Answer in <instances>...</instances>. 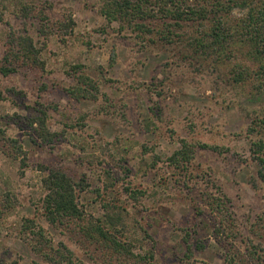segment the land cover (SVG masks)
I'll list each match as a JSON object with an SVG mask.
<instances>
[{
	"label": "rangeland",
	"instance_id": "1",
	"mask_svg": "<svg viewBox=\"0 0 264 264\" xmlns=\"http://www.w3.org/2000/svg\"><path fill=\"white\" fill-rule=\"evenodd\" d=\"M145 3L135 26L108 22L103 0H0V66L22 30L43 62L9 56L15 71L0 72V264H264V58L241 29L248 5ZM220 6L216 44L214 13L188 12ZM76 64L96 98L66 93ZM182 140L193 153L173 162ZM49 169L85 183L81 218L44 216Z\"/></svg>",
	"mask_w": 264,
	"mask_h": 264
},
{
	"label": "trees",
	"instance_id": "2",
	"mask_svg": "<svg viewBox=\"0 0 264 264\" xmlns=\"http://www.w3.org/2000/svg\"><path fill=\"white\" fill-rule=\"evenodd\" d=\"M143 1L144 3L146 2V0ZM157 1L159 2L160 0ZM216 2L220 4V0H216ZM144 3L142 2V0H103V4L100 6L99 12L106 18L108 22L121 21L128 24L133 23L136 26L139 23L137 22L138 20L144 19L145 17L150 15L147 10L144 9ZM252 3V0L250 2L248 0H241V7H247L246 5H248L246 22L243 20L241 29H248L250 35L249 38L250 40H253L252 44H254L255 46V51L259 53L262 58H264V4H262L258 8L260 9L258 12V9L255 8ZM227 7L224 10L226 12H230L231 9ZM221 8L222 6L217 7L216 10L204 8L198 11L190 8V12H188L190 14H193L192 16H199L202 18L208 17L207 14L209 12L214 13L215 24L214 27L210 29L208 36H211L214 39V43L216 44L221 43L220 39L225 40L226 34L229 33L228 25H224L225 21L227 20L223 21V10L218 12V10ZM182 13L183 12L181 10L176 11V14L178 16H181ZM258 14H261V16H257ZM68 23H72L71 18H68ZM47 24L48 18L44 16L42 24L40 26V32H42L43 34L46 33ZM60 25H62L63 27L69 26L65 21L64 23L60 22ZM252 32L255 33V35L252 34ZM9 36L10 48L8 49V52H6L3 56L4 64L0 66V72L3 75H6L10 72L15 71V65L9 62V56L14 57L15 60L22 59L23 62L32 63L42 69L43 62L39 60V49L35 47L32 36H30L29 33H27V31L25 30H22V32H20L18 35H14V32H12L9 34ZM258 40L260 43L263 42L259 46L255 45L256 41L258 43ZM81 68V64H76L73 65L74 71H71L70 69L66 70V73L69 76L73 77L74 83L65 88V91L70 97L75 99L96 98L98 86L96 82L92 80L88 75L82 73ZM243 77L244 76L242 72H239L237 73L235 80L243 81L245 79ZM41 113L42 114L37 118V121L40 124H43L45 111H42ZM181 143L182 148L176 150L172 155V159H174L173 162L188 161V159L190 158V153H193L192 148L183 150V148L185 149L187 145L185 140H182ZM199 146L207 147L206 144H200ZM253 147L257 155L264 152V140H259L258 142L254 143ZM212 148L218 149L217 146H213ZM21 166H25V161H21ZM41 181L43 187L46 190L45 196L43 198L44 216L50 223H54L56 220L62 217H82L83 210L81 209V206L78 202V194L79 190L82 189L85 185V183L83 184V181L82 183L75 182L65 172L56 169L47 170V173L42 177ZM89 229L91 231H96V233L101 238L109 242L111 247H114L115 249L125 250V248H123L124 245L114 237H110L106 229L103 228L100 224H91L89 226Z\"/></svg>",
	"mask_w": 264,
	"mask_h": 264
}]
</instances>
